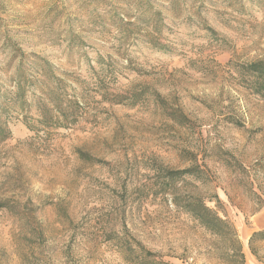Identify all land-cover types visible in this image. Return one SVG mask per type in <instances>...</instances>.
<instances>
[{
  "label": "rangeland",
  "instance_id": "rangeland-1",
  "mask_svg": "<svg viewBox=\"0 0 264 264\" xmlns=\"http://www.w3.org/2000/svg\"><path fill=\"white\" fill-rule=\"evenodd\" d=\"M20 52L50 61L85 110L43 128L33 84L7 113L1 264H132L127 239L173 264H235L231 238L174 196L228 218L242 247L264 206V97L247 73L264 61V0H0V95Z\"/></svg>",
  "mask_w": 264,
  "mask_h": 264
},
{
  "label": "trees",
  "instance_id": "trees-1",
  "mask_svg": "<svg viewBox=\"0 0 264 264\" xmlns=\"http://www.w3.org/2000/svg\"><path fill=\"white\" fill-rule=\"evenodd\" d=\"M17 56L22 59L11 75L15 83V89L11 91V94L9 91H5L0 95V145L11 137V131L6 119L7 113L13 108L27 109V88L33 84L38 88L41 97L35 121L43 128L72 125L78 121L85 110L84 101L73 97L66 81L55 73L54 66L50 61L36 54L27 55L20 52ZM27 57L30 59H26ZM247 73L252 90L264 97V61L249 63L247 65ZM103 88H107V91L103 93V97L108 98V96H111L109 100L116 104L125 103L129 100V102L133 103L138 97L137 92L134 90L123 93H110L109 87L104 85ZM81 98L84 99L83 94H81ZM25 122L29 128L35 129L27 119ZM81 155L85 156L86 153H81ZM192 172L191 168L183 171H170L169 176L174 179L177 174L184 175ZM174 202L181 206L186 213L211 235L217 237L229 236L233 242L230 257L235 264H245L241 241L235 227L228 218L221 216L217 210L209 207L199 197H190L180 202L178 195L175 194ZM42 236L43 233H40L39 237ZM256 238H264V232L254 233L251 241ZM25 240L27 241L26 244L29 243V245L27 244L28 248L30 250L33 249L34 247L30 245L33 242V238L26 235ZM119 243L124 248L127 258L132 264H173L163 260L157 253L147 250L137 241L127 239L125 241L121 240ZM22 258L26 257L22 255Z\"/></svg>",
  "mask_w": 264,
  "mask_h": 264
},
{
  "label": "crops",
  "instance_id": "crops-1",
  "mask_svg": "<svg viewBox=\"0 0 264 264\" xmlns=\"http://www.w3.org/2000/svg\"><path fill=\"white\" fill-rule=\"evenodd\" d=\"M256 232H264V206L250 218L242 248L245 264H264V238L251 241L252 235Z\"/></svg>",
  "mask_w": 264,
  "mask_h": 264
}]
</instances>
